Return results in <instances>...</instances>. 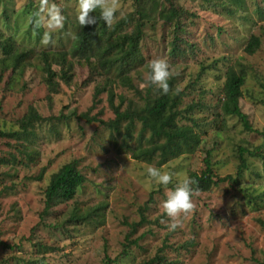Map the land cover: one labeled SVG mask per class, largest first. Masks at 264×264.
Here are the masks:
<instances>
[{"label": "rangeland", "instance_id": "374dc122", "mask_svg": "<svg viewBox=\"0 0 264 264\" xmlns=\"http://www.w3.org/2000/svg\"><path fill=\"white\" fill-rule=\"evenodd\" d=\"M114 2L117 12L113 24L130 16L134 8L133 0ZM173 2L183 11V31L178 33L181 39L177 42L181 54L171 53L173 34L169 25L162 21L150 23L143 28L138 60L124 67L126 77L142 95L147 90L151 96L156 95L159 87L147 83L145 73L149 60L163 57L169 64L168 80L172 79L173 90L188 93L182 97L180 108L200 98L205 106H212L220 98L227 69L238 71L244 67L239 105L253 129L264 131V2L243 0L242 8L228 6L226 0ZM48 3L60 8L62 27H47L43 19L48 6L45 0H0V34L4 41L10 39L13 47L8 67L0 74V241L13 248H0V264H139L159 249L165 264H259L256 261H262L264 252V230L260 225L264 223V209L249 208L246 200L243 202L245 194L239 190L226 193L225 184L211 193L190 197L191 208L180 215L179 225L169 230L161 201L177 181L188 177L189 172L201 171L202 152L182 155L160 166L156 159L151 163L137 161L127 149L117 150L122 139L98 121L77 119L85 114L106 122L114 119L111 104H121L120 110L130 102L143 106L133 90L111 74L107 91L94 97L101 77L95 64L81 60L73 62L69 84L60 80V92L47 96L38 52L68 48L77 26V0ZM31 17L38 32L29 28ZM128 31L131 27L124 30ZM45 35L49 36L47 43ZM251 35L259 38L260 47L247 55L243 49ZM26 52H30L29 58L14 70V58ZM201 67L206 68L205 73L195 86L187 88ZM30 110L40 120L23 130L21 121L26 120ZM206 112L207 119L200 112L194 118L202 120V128L208 130L204 137L208 145L212 144V136L218 141L212 154L214 171L219 176L234 175L237 162L229 158L227 137L204 126L211 119V110ZM236 123L235 118L227 121L229 137L254 141L255 146L262 142L257 133L236 134L232 129ZM139 129L136 122L135 138ZM11 132L18 135H4ZM147 138L146 134L143 146ZM134 141L129 143L131 147H136ZM72 161L86 179L82 189L70 202L46 203L44 190L49 177ZM252 162L256 167L244 174V183L257 184L264 191V167L257 160ZM149 166L169 171L172 181L168 185L152 182L146 175ZM42 170V178L37 180ZM74 207L82 214L90 213L89 220L67 223ZM141 217L147 221L129 236L130 226L139 223ZM137 238L141 239L124 256L123 246Z\"/></svg>", "mask_w": 264, "mask_h": 264}, {"label": "trees", "instance_id": "16d2710c", "mask_svg": "<svg viewBox=\"0 0 264 264\" xmlns=\"http://www.w3.org/2000/svg\"><path fill=\"white\" fill-rule=\"evenodd\" d=\"M262 1L264 2V0ZM226 2L228 6L243 7V0H226ZM133 7L130 16H125L111 26H105L102 20H98L97 23L92 25L85 24L80 26L77 23L75 37L68 48L58 52L48 50L38 52V58H40L42 63L41 71L47 96L51 97L60 92V80L65 84H69L73 62L79 63L83 60L85 64H95L94 69H97V74L101 77V80L95 86L94 97L107 91L112 81V74L114 78L119 80L121 85L135 92L143 101V106H133L130 104L132 102H130L125 110H120L121 104L117 106L111 104L114 119L106 122L97 120V118H88L85 114L80 115L77 119H85L86 123L98 121L112 135H117L122 139V143L117 147V150L119 151L121 148L127 149V151L131 152V157L137 161L151 163L156 159V165L160 166L182 155L191 156L200 151L203 154V168L200 172L192 171L188 173V178L192 181L190 197L195 194L211 193L214 188L225 184L228 188L226 193L238 190V192L241 191L240 193L243 192L245 194V196L243 195V202L246 200V205L249 208L257 210L262 207L264 209V191H261L257 184L244 183V174L250 168L256 167L252 160H257L260 166L264 167V131L259 132L253 129L248 121V116L241 111L239 105L243 96L242 87L245 83V68L241 67L238 71L234 68L227 69L225 80L220 87V98L212 106H205L200 98L197 101L191 100L189 104L180 108L182 97L188 96V93L186 91H174L172 79L168 80L169 88L167 93H163L158 88L156 95L151 96L150 90H147L145 95H142V92L137 91L129 78L126 77L124 67L133 65L139 58V44L143 36V28L150 23L158 21H162L164 25H169L173 34L171 53L174 56H179L181 49L177 46V42L181 39L178 33L183 31V26L180 22L183 11L174 5L173 0H133ZM31 16H34V12ZM4 17L5 20L8 19L6 13H4ZM33 19L35 18H30L29 28L34 27L38 32V29L32 24ZM128 27H131V31L124 32ZM259 47V38L251 35L243 50L247 55H253ZM0 51L3 56L0 60V74H2L8 67L7 62L13 47L11 40L6 39L4 41L1 34ZM29 55L30 52L16 55L18 57L14 58L16 59L13 63L14 70L19 69L21 63L25 62ZM91 59H94L95 62L92 63ZM11 60H13V57ZM205 69V67H201L195 80L189 83L187 88L197 84L205 73ZM148 87L150 88L151 86ZM204 94L205 92L203 91L201 95ZM109 99L110 103H112L111 95ZM208 109L211 110V119L207 120L204 126L213 128V131L224 132L229 146V158L237 162L234 175L219 176L214 171L212 154L218 141L212 136V144L208 145L206 140H204L208 130L202 128V120L194 118L195 113L200 112L205 114V119H207L208 115L206 114L208 112L206 111ZM232 118L237 120V123L232 128L236 134L243 136L245 133L250 135L257 133L261 136L262 142L255 146L254 141H247L244 138L236 141L235 138L229 137L227 121ZM38 120H40V117L30 110L26 120L21 121V127L26 130L27 127L32 126ZM136 122L140 124V129L138 136L135 138L133 132ZM146 134L148 138L145 141V146H143L141 141ZM4 135L8 137L9 135H18V133L11 132ZM133 140H135L136 147H131L129 144ZM42 173L43 170L37 176V180H41ZM257 177H259L258 174ZM85 182L86 179L77 169L75 162L72 161L62 165L56 172L51 174L46 184L44 190L46 203L50 200L72 201ZM236 203L239 204V202ZM90 217V213L82 214L79 209L74 207L70 211L66 222L76 225L88 221ZM146 221L145 218L141 217L139 223L131 225L129 236ZM154 223L158 225L157 220ZM260 225L264 230V223L260 222ZM129 236L126 238L127 240ZM140 239L127 241L128 243L123 246L122 254L125 256L133 245H137V241ZM36 246L40 249L42 248L40 244ZM0 248L12 249L13 246L0 241ZM262 256V261H256L257 263L264 264V252ZM171 263L173 264L174 261ZM139 264H165L162 250H157L152 257Z\"/></svg>", "mask_w": 264, "mask_h": 264}, {"label": "clouds", "instance_id": "9594fccd", "mask_svg": "<svg viewBox=\"0 0 264 264\" xmlns=\"http://www.w3.org/2000/svg\"><path fill=\"white\" fill-rule=\"evenodd\" d=\"M46 16L48 28L62 27L64 16L60 8L55 3H48ZM44 8V5H41ZM116 4L114 0H77V10L75 18L80 26L85 24L92 25L102 20L105 26L113 24L116 18ZM41 21L37 20V24ZM49 36L45 35L44 42L47 43ZM170 76L169 64L167 59L156 57L147 63L145 80L147 83L157 85L163 93L168 92V78ZM147 177L160 185H168L172 181L173 174L169 171H162L158 167L149 166L146 169ZM192 181L185 177L182 181H177L174 186L167 191L161 201V207L169 218V230H174L180 223V215L191 208V188Z\"/></svg>", "mask_w": 264, "mask_h": 264}]
</instances>
